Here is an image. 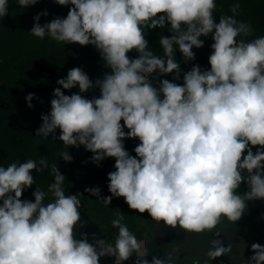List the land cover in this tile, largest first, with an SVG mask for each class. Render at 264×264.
I'll list each match as a JSON object with an SVG mask.
<instances>
[{
    "label": "clouds",
    "instance_id": "1",
    "mask_svg": "<svg viewBox=\"0 0 264 264\" xmlns=\"http://www.w3.org/2000/svg\"><path fill=\"white\" fill-rule=\"evenodd\" d=\"M54 2L73 7L65 18L44 25L39 21L48 13H38L30 33L63 44H91L109 69L95 82L81 68L70 69L57 81L51 113L42 116L36 131V136L55 138L59 129L60 141L84 146L93 162L115 159V171L108 173L111 195L102 197L99 187L85 192L106 206L122 197L131 210L193 233L211 232L222 218L235 223L247 201L264 199V36L245 39L253 29L235 18L239 3L231 5L233 15H221L217 23L215 0ZM17 3L27 8L38 0ZM8 5L9 0H0V18L8 15ZM166 25L172 35L160 37L163 55H157L145 30ZM210 34V70L194 65L183 74V85L162 79L154 86L153 74L174 73L173 80L180 79L177 49L185 62L194 60L193 48L203 47L201 37ZM132 51L136 58L129 57ZM77 86L79 93L62 91ZM93 87L99 88L98 97L81 95ZM125 138L139 139L135 156L125 149ZM60 155L72 161L67 151ZM48 166L46 158L0 166V264H100L105 256L123 264L134 254L135 264H172L171 254L147 260L141 241L119 213L112 220L118 229L114 243L95 234L94 243L87 234L77 239L76 227L83 226L81 202L77 195L65 194V176L55 164L49 186L54 200L45 205L39 188L34 202L22 200L24 190L35 183L32 171ZM241 183L248 188L243 195L237 193ZM211 244L207 256L212 260L231 252V245L223 246L220 239ZM251 250L247 264H264V246L252 243Z\"/></svg>",
    "mask_w": 264,
    "mask_h": 264
},
{
    "label": "trees",
    "instance_id": "2",
    "mask_svg": "<svg viewBox=\"0 0 264 264\" xmlns=\"http://www.w3.org/2000/svg\"><path fill=\"white\" fill-rule=\"evenodd\" d=\"M215 21L217 16L230 12L231 5L239 3L247 12L238 21L249 23L253 29L251 40L264 36V0H215ZM71 4L61 6L54 0H38V3L27 8L18 6L17 0H9L8 15L0 18V166L7 167L12 162L24 163L27 159L39 161L46 158L48 167L42 171L33 170L34 184L26 188L22 200L34 202L33 192L39 188L45 193L43 203L46 205L54 200L49 186L54 182L51 165L55 164L65 176L64 190L66 195H77L85 202L89 193L84 189L88 173L94 171L93 165H83L93 156L84 146L68 147L58 139L60 130L48 138L36 136V131L43 123L42 116L50 115L53 92L57 88L62 68L79 67L84 72L103 78L109 69L105 66L95 46L89 44H63L56 42L47 35L40 39L30 32L35 23L34 17L46 11L39 23L44 25L53 19L65 18ZM169 25H166V27ZM211 55V54H210ZM200 62H182L180 79L194 65L201 70H210L209 56ZM67 71V72H68ZM174 74V73H173ZM65 95L79 93L74 90H62ZM34 94L29 102L26 97ZM31 103V107L28 104ZM125 133L128 132L124 128ZM130 140V141H128ZM139 140V139H138ZM137 138H125L123 144L131 156L136 155L134 148L140 143ZM255 152V149H252ZM67 151L72 157L71 162L61 159V153ZM246 154V153H245ZM106 159V158H105ZM39 167V164H38ZM79 170L82 174L79 176ZM82 193L84 196L82 197Z\"/></svg>",
    "mask_w": 264,
    "mask_h": 264
},
{
    "label": "rangeland",
    "instance_id": "3",
    "mask_svg": "<svg viewBox=\"0 0 264 264\" xmlns=\"http://www.w3.org/2000/svg\"><path fill=\"white\" fill-rule=\"evenodd\" d=\"M261 9L264 12V7ZM245 12H247L246 9L243 6H240L238 15H236L235 18H241ZM226 15H233V13L230 11ZM220 16L221 15L217 16V19H219ZM169 27L170 25L164 29L156 28L152 30H145V38L149 42V48L157 55H163L162 48L159 44L160 37L162 35L166 37H170L172 35V33L168 31ZM201 39L204 41V46L199 49L194 47L193 52L195 53V59L188 62H200L201 60L206 59L208 55L212 53L211 44L214 41L211 38V34L208 37H201ZM128 55L130 58H136L138 53L132 51L129 52ZM175 56L178 63L185 62L178 49ZM67 71L68 70L65 68L60 70V79L66 78L68 73ZM85 73L93 82H95L97 79H100L98 76L89 74L88 72ZM174 75L175 74L158 76L157 74H153V84L154 86L159 87V80L168 79L171 82L183 85L182 79L173 80ZM56 87H60V85L57 84ZM72 90L79 91V87H74ZM81 95L88 99H92L93 97H98L100 95V90L98 87H93L86 93H81ZM121 124L123 125V121H121ZM137 144L139 145V143ZM254 149L256 151V148ZM85 160L82 162V164L86 165L89 163L90 166L93 165L94 169L93 172L88 173L86 178L87 185L89 187H99L101 190L100 195L102 197L110 196L111 193L108 189V173L115 171V159L106 158L98 163L93 162L91 158L87 161ZM81 174L82 171L79 170V176ZM247 191L248 188L246 183H241L237 193L239 195H243ZM83 196L84 194L82 193V197ZM80 202L81 207L79 210L81 213V222L83 226L78 224L76 227L77 239H80L82 234H87L88 241L90 243H94L93 234H95V237L98 239H106L109 243L115 242V238L118 235V229L112 226V220L117 217L118 213L124 216L122 223L127 225L128 229L136 236L139 241L150 235L154 227L158 224L156 221L151 219L147 212L140 214L134 210H131L122 197H114L111 201V204L108 206H106L102 200L90 194L89 198L85 202ZM2 203L3 201L0 200V205H2ZM246 203L247 208L245 213L242 215L240 220L234 223V225H236L241 231L240 244L239 246L237 244L236 246L233 245V251L231 252L232 255L228 257L225 264H247L248 258L254 255L251 250V244L259 243L264 246V199L247 201ZM221 221L230 222L227 220V218H222ZM104 259L113 260L114 257H101L100 264H104Z\"/></svg>",
    "mask_w": 264,
    "mask_h": 264
},
{
    "label": "crops",
    "instance_id": "4",
    "mask_svg": "<svg viewBox=\"0 0 264 264\" xmlns=\"http://www.w3.org/2000/svg\"><path fill=\"white\" fill-rule=\"evenodd\" d=\"M216 233H219V237ZM240 234V229L233 222L221 221L211 232L202 233L185 232L179 227L173 229L160 222L150 235L141 240V244L143 251L147 253L145 258L149 261L152 256L164 258L171 254L172 264H225L232 255L233 245L239 246ZM213 239H220L225 247L231 245V252L215 260L210 259L207 253L212 247ZM140 255L143 256V252ZM136 259L134 254L127 261L135 264ZM104 264H114V259H104Z\"/></svg>",
    "mask_w": 264,
    "mask_h": 264
},
{
    "label": "built area",
    "instance_id": "5",
    "mask_svg": "<svg viewBox=\"0 0 264 264\" xmlns=\"http://www.w3.org/2000/svg\"><path fill=\"white\" fill-rule=\"evenodd\" d=\"M123 264H133V263L129 262V261H126V262H123Z\"/></svg>",
    "mask_w": 264,
    "mask_h": 264
}]
</instances>
